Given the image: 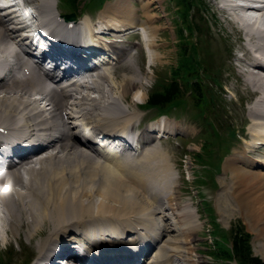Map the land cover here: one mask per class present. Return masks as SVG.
I'll use <instances>...</instances> for the list:
<instances>
[{"label": "bare ground", "instance_id": "obj_1", "mask_svg": "<svg viewBox=\"0 0 264 264\" xmlns=\"http://www.w3.org/2000/svg\"><path fill=\"white\" fill-rule=\"evenodd\" d=\"M239 1L242 6L233 4V0L217 2V5L220 2L229 23L240 35L241 55L236 59V70L241 77L240 83L249 89L251 95L248 97L252 98L247 107L250 118L248 128L243 132L239 128L243 140L235 142L234 146L243 145L235 150L234 157L231 156L234 165L227 168L240 178L238 181L236 177L241 186L245 182L249 187L244 196L246 199L237 204L243 208H240L241 212L252 217L250 221L259 226L264 223V215L260 212L263 210L259 211L260 208L253 206V202H247V196L250 195L251 199L260 195L258 201L261 207L264 204V192L261 191L264 190V4L258 10L259 16L252 18L246 12L251 10L249 6L254 1ZM149 5L150 2H146L140 6L141 16L146 17ZM24 9L27 15L18 9L0 14V137H10L14 142L34 143L35 146L21 154L19 169L11 171V177L0 187V246L9 245L13 237L18 240L26 228L27 239L30 241L37 237L39 246L67 238V244H89L94 251L104 254L107 262L115 261L108 254L126 249L127 238L147 244L140 251L148 253V262L126 259L113 264H189L185 258L188 249L184 238L197 227L196 218L185 207L178 209L174 203L169 204L175 200L170 196L174 186L172 168L165 159L158 160L155 155L160 149L155 147L159 137L188 130L166 117L159 118L156 127L149 126L136 133L139 150L126 158L117 155V145L107 147V143L111 137L120 140L132 132V126L139 117L137 110L130 111L129 105H121L118 95L123 99L125 92H116L107 75L100 71L94 77L90 72L84 73L85 79L81 84L58 90L55 86V89L48 90L46 79L36 70V67L38 70L41 68V57L27 52L19 55V44L9 25L25 31L29 26L25 20H33L37 10L43 11L47 20L51 18L52 22H56L62 12L56 0H25ZM61 20L64 27V18ZM98 20V35L90 34L92 27L96 26L95 22L85 18L82 24L90 37L102 40V43L92 40V45L106 55L110 54L116 64L122 63L121 67L132 59L128 48L132 37L143 40L135 29L142 26L154 33L150 28L153 27L151 16L148 15L144 22L138 17L137 9L126 0L106 4ZM55 29L58 40L80 41L75 30L65 31L59 23ZM106 34L111 37L108 43L104 37H98ZM146 44L147 48H151L154 40L147 38ZM136 46L140 50L139 42ZM9 58L12 64H4ZM155 61L156 56L153 64ZM144 79L136 74L125 75L120 87L125 91L131 87L143 88L146 84ZM32 84L35 85L33 89ZM222 84L221 92H229L224 89L225 83ZM91 92L97 97L90 95ZM135 97L132 98L134 102L142 103L143 95ZM94 130L106 133L102 140L94 135ZM249 136L251 141L247 140ZM45 140L48 141L44 146L40 142ZM135 154L139 155L135 157ZM115 167H120L121 172L114 171ZM151 167L158 169L161 175H172L165 177L164 192L162 189L153 192L150 180L159 181L151 177ZM20 169L26 173V178L21 176ZM126 173H132L144 188L139 189L138 182L135 187ZM166 207L173 211L172 218L167 214L160 215L162 210L167 211ZM169 220L172 223L167 224ZM171 232L174 233L171 235ZM66 247L64 260L73 256L70 245ZM84 260L89 261L88 254ZM56 263L66 264L61 260Z\"/></svg>", "mask_w": 264, "mask_h": 264}, {"label": "rangeland", "instance_id": "obj_2", "mask_svg": "<svg viewBox=\"0 0 264 264\" xmlns=\"http://www.w3.org/2000/svg\"><path fill=\"white\" fill-rule=\"evenodd\" d=\"M126 1H128L129 3L131 2L133 8L137 9L138 17L141 20H144V22L147 21L146 18L149 15L151 16V20H152L151 23H153V21L155 20L157 22L155 24H152L153 27H150L153 29V32H154L153 34H151V32H149L148 30H146V33H147L146 35L145 29L143 28L146 38L139 41V49L141 50V51L139 50V53L141 54L143 51L142 49L147 46L146 44L147 38H150V40H154L155 47L153 45L152 47L154 48L152 47L151 49L149 48L151 51L149 55L150 54L151 55L147 57L145 61L141 63L140 70H139L138 63L134 61V64L132 67V61L130 60L121 67L123 69H120V70L116 69L114 72H112V67H110L109 65H104L105 67H107V70L111 72H108V74L107 73H103V74L107 75V80H109V82L114 86V89L116 92H119V93L125 92V97H123V99L118 95V99L122 103L121 105L122 106L129 105L128 109L130 111H136V109L138 110L139 117L136 119L134 123L133 130L139 132L143 130L144 128H146V126H148L149 124L146 121L139 122L140 118L143 116H146L147 117L146 119H148L149 117H152L155 114L153 112L148 113V114L145 113V110L143 109L142 105H141L142 109L140 110V107L139 106L137 107V105L141 103L134 102L132 98L134 97V95L136 96L135 98L139 97L140 95L141 96L143 95L144 99L142 102L144 104L145 100L148 97V94L152 92L153 90H155L153 88V85L156 87L157 83L161 80V77L167 76L168 78L171 67L175 63V58H176L175 45H177V43H175L176 37H175L174 28H173L174 26L173 6L170 4L169 0H136V2H134V0H126ZM138 1L139 2L141 1V3H138ZM205 1L211 7L210 8L208 5H205L206 10H208L205 12V15H206L205 20H207L209 23L212 22L214 20V14H215L216 15L215 23L217 22V24H215V27L213 26V30L216 28L224 36V41L221 40L220 37L213 38L210 40V41H213V43L211 45V48H210L211 50L209 51V53L212 54V56L211 55L210 56L212 57L211 59L215 67L219 68V71L221 70V72L224 69V72H223L224 74L222 75V82L225 83L224 89L225 90L228 89L229 91L228 93L231 94V97L229 99L227 100L224 99V102L230 103V104L223 103V101L220 100V104L218 106L219 109H225L226 111L229 112V115L226 116L225 119L223 117L221 118V115L218 114L217 121L219 123H218V126L216 127L219 128L220 132H222L223 134L221 135V137H216L212 141L211 153H209L208 155H202L201 153L200 154L198 153L200 156H202V162H207L209 159H213L216 161L217 159H219V166H220L219 168H221V171L215 176V183H216L217 188L216 189L211 188L210 187L211 184L208 185L210 182L207 181L206 178H204L206 174L205 171L207 170V168L210 170L211 166L208 165L203 168L200 166V164L205 165L206 163H196L195 162L199 167L194 172L195 178L193 179L194 180L193 182H188L183 172L181 174L182 168L180 170V163L182 164V160H179V159L182 158V155L185 157V153H186V156H188L189 152H191V155L193 153L196 154L197 152H199L201 143L203 142V137L199 135L200 133L198 134L201 127L199 126L198 122L192 119V115H191L192 111L189 106L185 107L182 111H179V113H186L185 115L179 114V116L177 117V118L182 117L181 119L178 120L179 121L178 124H180L182 128H185L188 131L182 132L179 135L178 134L173 135V137L177 138L173 141L170 139H166V137L159 139L160 146H155V147L157 149L159 148L160 149L158 150L159 151L158 154L155 152V155L156 157H158V160L165 159V161H167L170 167H172L173 169L172 173H174L176 181L174 184L175 189H172L174 193H171L170 196H173L175 198L178 207H181L183 204H187L189 208L194 211L193 213L197 216L199 223H202V224H203L204 215H205L199 210L202 202H208L209 204L212 205L215 211L216 221L223 228H227L233 220L240 219L245 225L246 230L252 234L253 246L258 245V248H257L258 250L256 249L258 252L255 254H261L260 257L264 259V256L262 257L264 253V250H263L264 248V223L260 224L261 226L260 225L255 226L252 223V221H250L252 217H250L249 215L246 216V214L241 212V209L243 208L239 207L237 202L238 201L242 202L246 199V198L244 199V196L247 195L245 193H247L249 187L246 186L247 184L245 182H243V185L244 184L245 185L241 186L238 182L240 178L232 174L227 168V166L234 165L235 162H233L234 159H232L235 156L234 152L236 149H240L243 144L240 145L241 147L240 146H229L228 151L224 150V147L226 146L224 142H227V145H228V141H229L224 137V135L228 133V126L230 127L232 126V128L233 127L241 128L243 132V130L246 131V129L248 128V123L250 119L247 114V107L249 106L252 100V98L250 99L248 97L251 94H250L249 89L244 88L243 85L240 83L241 77L238 75V72L236 70V63H238L236 59L238 55L239 56L241 55L240 53L237 54L236 51L240 52L242 41L240 39V35L234 29L235 26H232L229 23V20L225 14V11H223L220 8V2L218 3V5L217 3L215 5L214 0H205ZM146 2H150V5L148 8V13L146 17H143L141 16L143 12L142 10H140V6ZM91 5L92 3L90 4V6ZM60 7L65 13V9L61 6V4H60ZM77 9L78 10L82 9L81 4H78ZM93 9L94 8L85 6L84 11L88 12V16L93 18V17H96L100 12V11L92 12ZM212 17H213V20H212ZM146 24L148 23L146 22ZM148 28L149 27H147V29ZM226 34H228V36H233L229 39L230 40L229 42H228V39H226L225 37ZM136 41L137 39H135L133 41V44L129 46L134 47V44L136 43ZM228 44L230 46V51H229V54L226 56L227 54L226 50L228 48L227 47ZM133 50H134V56L136 54L138 55L137 49L133 48ZM155 56H156V61L153 64V59ZM204 60L206 61L205 58ZM148 63H149L150 68H148ZM105 67H104V70H106ZM131 74H136L137 76H142L145 78L144 81L146 84L144 85L143 88L141 87L132 88L131 87L128 91H125L123 87H120L122 84L123 77H125V75H131ZM103 84L105 86L107 85V83H104V82ZM142 89H143V92H142ZM247 91L249 92L247 93ZM92 93L94 92H91L90 95ZM225 97L228 98L229 96L226 95ZM188 100L189 98H187V101ZM232 100H233V103L231 102ZM215 107L217 106L215 105ZM170 114L176 115L178 113L177 111H173V112H170ZM142 119L143 118H141V120ZM244 124H245V128L242 127ZM168 125L170 128L169 123ZM173 128H175L174 125H173ZM203 130H204V127H203ZM247 140L251 141V137L249 136ZM222 142H223V145H221ZM202 148H203L202 149L203 153H205L206 152L205 148L203 146ZM147 152L150 153V151H147ZM160 153H162V156L160 155ZM190 161L193 162V160L192 159L190 160V158L185 159V162L188 163V172L191 171ZM34 166L36 165L34 164ZM154 168L155 167H151L152 169L151 177L153 179L158 178L159 183H156L155 181L150 180V186L154 193H157L160 189H162L163 190L162 192H164L166 190V184L164 182L165 177L171 174L165 173L164 175H161L160 171ZM153 169L157 170V173H160V174H156V171H154ZM113 170L121 172L120 167H115L113 168ZM20 174L23 178L27 177L25 172H24V175L22 173ZM126 174L130 178H132V180L130 181L133 183L135 187H137V182H138V184L140 185V187L138 186V188L141 190L144 188L141 181L137 179L136 177H134L132 173H126ZM233 177L235 178L237 177L238 181H237V178L235 179ZM198 180H204L205 183H198ZM154 182L157 185H155ZM234 184H236V186H234ZM145 188L149 190V194H152L151 190L147 186ZM241 188L243 191H241ZM239 190L242 193L239 192ZM261 191L264 192V190H261ZM255 196L256 195H254L250 199L249 198L250 195H248L247 199H249V201L247 202H249L250 204H252L251 202H253V206L260 208L259 211L263 210L260 212L264 215V204L262 205L263 207L262 209L260 202L258 201L259 199H261L259 197L260 195L256 197ZM254 201H256L258 205H255L256 203ZM176 203H174V205ZM169 209H170L169 207H166V210H169ZM163 211L164 210L161 211L160 215L162 214L164 216L165 214H167V211L166 212H163ZM170 211L173 213L171 209ZM252 213H253V210H251L250 214ZM132 216L134 217V215ZM195 229H197V227L193 228L192 230H195ZM202 230L203 228L201 227V224H200V228H198L196 231H193V232L189 231L188 233L186 232L187 235L184 238L185 246H187V244L189 243L188 248H187L188 255L191 256L192 260H194V262L191 261V259L186 254L185 258L189 260V264H192L191 262H193V264H207V262L203 258V255L207 252V248L202 239V236H203ZM26 232H27V229L24 228L18 240L15 239V237H13L11 238V242L9 245L0 246V263L1 264H23L28 259L30 261V256L33 255V252L36 250V247H37V242H36L37 239H35L37 237L33 238L35 239V241H33V239L29 241L27 239ZM188 234H190V236H188ZM187 236L190 242L186 240ZM4 247L6 249H4Z\"/></svg>", "mask_w": 264, "mask_h": 264}, {"label": "trees", "instance_id": "obj_3", "mask_svg": "<svg viewBox=\"0 0 264 264\" xmlns=\"http://www.w3.org/2000/svg\"><path fill=\"white\" fill-rule=\"evenodd\" d=\"M74 4L77 0H68ZM177 3L181 6L178 17L181 19V23L184 25V29L192 35L193 29L191 28V23L188 21L190 16V10L192 6L201 5L200 2L195 3L193 0H176ZM202 6V5H201ZM200 6V7H201ZM180 29V43L178 48V62L175 68L171 72L172 79L160 83V85L150 93L147 104L150 107H156L157 109L165 108L167 105L173 103L175 105L180 104V97L182 95L180 89L185 87L189 90L190 94L193 95V98L196 101L197 106H202L206 104L204 98L201 96V85L198 79L195 80V77L189 76L191 73H196L197 68L193 66V62L190 54H187L186 46L181 42L183 38V30ZM188 75V77H187ZM181 81L183 87L180 86ZM210 211V208L208 207ZM230 235L233 240V255L237 257L240 264H263L258 258L251 255L249 248V235L245 233L243 227L240 223H236L231 227ZM220 246V245H219ZM220 255L226 257L229 256V253L226 249H221L219 252ZM1 264V263H0Z\"/></svg>", "mask_w": 264, "mask_h": 264}]
</instances>
